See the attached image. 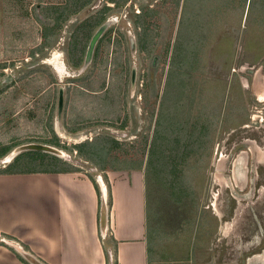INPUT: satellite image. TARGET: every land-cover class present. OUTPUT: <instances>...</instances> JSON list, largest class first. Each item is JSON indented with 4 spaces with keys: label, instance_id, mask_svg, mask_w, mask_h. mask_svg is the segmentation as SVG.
Instances as JSON below:
<instances>
[{
    "label": "rangeland",
    "instance_id": "374dc122",
    "mask_svg": "<svg viewBox=\"0 0 264 264\" xmlns=\"http://www.w3.org/2000/svg\"><path fill=\"white\" fill-rule=\"evenodd\" d=\"M261 2L0 0L1 169L23 153L16 167L46 166L44 150L8 158L43 143L96 180L105 168L79 146L107 134L123 144L107 169L143 160L146 226L163 254L188 251L180 225L201 224L205 207L198 264H264Z\"/></svg>",
    "mask_w": 264,
    "mask_h": 264
},
{
    "label": "crops",
    "instance_id": "0c3cea01",
    "mask_svg": "<svg viewBox=\"0 0 264 264\" xmlns=\"http://www.w3.org/2000/svg\"><path fill=\"white\" fill-rule=\"evenodd\" d=\"M107 168L96 180L80 169L0 172V264H198L211 233L206 208L201 224L180 225L188 251L177 242L167 256L146 226L144 171Z\"/></svg>",
    "mask_w": 264,
    "mask_h": 264
},
{
    "label": "trees",
    "instance_id": "16d2710c",
    "mask_svg": "<svg viewBox=\"0 0 264 264\" xmlns=\"http://www.w3.org/2000/svg\"><path fill=\"white\" fill-rule=\"evenodd\" d=\"M90 1L91 0H71V3L79 2V4H81V6H83L85 4H88ZM123 1H125V0H123ZM250 1L252 2V0H250ZM260 1H262L261 4H260V8H261L262 13L264 14V0H260ZM52 11H54V9H52ZM58 12H59V14H58L59 16L58 15L57 16L59 18H60V15H61L62 17H65L64 19H66L69 16V14H70V6L62 7V8L59 9ZM59 18H57V20H60ZM104 20H105V17L103 16L101 18V20L98 21L99 22L98 25L101 24ZM92 88H91V90H100V89H97V88H94V89H92ZM107 100H109V104H107ZM111 101H112L111 97L106 99V104H107L108 108L110 107L108 105H110ZM148 139H149V135L146 136V140L144 141V145H143V148L141 150L143 155H145V150L147 148ZM119 145H123V144L120 143L118 140H115L114 138L110 137L109 135L103 134L102 136H95L94 140H91V141H88V142H84L82 144V146L81 145L79 146V149H80V152L86 153V155L89 158H91L95 163H97L98 165H101L102 169H104V168L106 169V167H105L106 166V163H105V159L106 158L103 157V156L108 155L109 151H111L113 149L117 150V147H119ZM11 149H12V147H9V148L5 149V151H3V153H2V155L6 154ZM22 155L14 158L13 161L10 164H8L5 168L0 169V172H12V171H20V170L21 171H24V170L25 171L26 170L56 171L58 169L64 170V171H66V170H70V171L78 170V168H76L74 165H71L70 163L64 162V160L62 158H59V157L54 156L52 154H46V152H45V154H42L43 157L41 158L42 161H45L46 166L42 162L41 165L33 166V167H24V166L21 167V168L16 167L15 165L18 162V159ZM97 155H100V159L96 158ZM115 159H118V157H116ZM36 160H39V158H36ZM143 164H144L143 160L140 159L139 164L136 165V163H135L134 166H131L130 168L125 166V165L124 166L123 165H119V163L116 166L110 167V168H116L117 167V168L132 169L133 167H135V168L139 167L140 169H142L143 168ZM108 165H115V163L114 162H110V164L107 163V166Z\"/></svg>",
    "mask_w": 264,
    "mask_h": 264
},
{
    "label": "water",
    "instance_id": "95a60500",
    "mask_svg": "<svg viewBox=\"0 0 264 264\" xmlns=\"http://www.w3.org/2000/svg\"><path fill=\"white\" fill-rule=\"evenodd\" d=\"M109 22L110 21L107 20L103 24H101V26L96 30V32L92 36L88 50H87L86 62L91 59L93 51H94V47H95L99 37L101 36L102 32L105 30V28ZM62 102H63V95H62V92H60L59 98H58V104H59L60 109L62 106ZM23 150H44L46 152L58 154V149L51 146V145H47V144H43V143H28V144H23V145L16 147V149H14V152H12V155H15V154H17ZM107 216H108L107 215V206L104 203L102 205V210H101V223H102L103 227L107 226V222H108Z\"/></svg>",
    "mask_w": 264,
    "mask_h": 264
},
{
    "label": "bare ground",
    "instance_id": "6f19581e",
    "mask_svg": "<svg viewBox=\"0 0 264 264\" xmlns=\"http://www.w3.org/2000/svg\"><path fill=\"white\" fill-rule=\"evenodd\" d=\"M59 65V64H58ZM57 68H58V70H60V67L59 66H57ZM60 73V72H59ZM263 96V95H262ZM259 151H260V156H262L263 155V152H262V150L261 149H259ZM12 154V153H11ZM11 156H13V155H10V156H8V158L9 157H11ZM7 160H9V159H7ZM103 182V181H102Z\"/></svg>",
    "mask_w": 264,
    "mask_h": 264
},
{
    "label": "flooded vegetation",
    "instance_id": "af4514ba",
    "mask_svg": "<svg viewBox=\"0 0 264 264\" xmlns=\"http://www.w3.org/2000/svg\"><path fill=\"white\" fill-rule=\"evenodd\" d=\"M34 55H35V53H34Z\"/></svg>",
    "mask_w": 264,
    "mask_h": 264
}]
</instances>
